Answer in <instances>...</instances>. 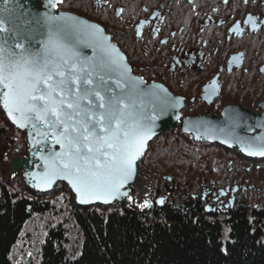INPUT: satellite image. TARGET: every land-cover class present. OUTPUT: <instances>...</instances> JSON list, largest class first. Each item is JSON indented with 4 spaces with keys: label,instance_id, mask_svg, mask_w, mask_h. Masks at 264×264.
Listing matches in <instances>:
<instances>
[{
    "label": "trees",
    "instance_id": "trees-1",
    "mask_svg": "<svg viewBox=\"0 0 264 264\" xmlns=\"http://www.w3.org/2000/svg\"><path fill=\"white\" fill-rule=\"evenodd\" d=\"M73 8L71 12L90 19ZM164 137L171 144L156 139L138 164L149 184L150 203L145 207L84 209L75 204L64 184L59 186L67 194L50 199V194L33 193L23 182L13 185L14 179H3L0 174V264H264V190L245 199L244 208L237 206L225 214L213 204L208 207L202 199L206 191L195 190L187 177L181 182L174 168L161 167L176 159L207 166L214 154H232L251 167L227 164L221 180L225 193L247 187L251 181L243 182L238 176L249 175L264 161L196 143L177 131ZM3 165L0 159V168L6 172ZM258 171L264 173V165ZM254 190L247 187L242 196ZM222 192L218 189L212 194ZM162 199L160 207L157 201Z\"/></svg>",
    "mask_w": 264,
    "mask_h": 264
},
{
    "label": "snow or ice",
    "instance_id": "snow-or-ice-1",
    "mask_svg": "<svg viewBox=\"0 0 264 264\" xmlns=\"http://www.w3.org/2000/svg\"><path fill=\"white\" fill-rule=\"evenodd\" d=\"M43 23V49L31 52L13 22L0 19V101L17 127H31L60 145V153L46 158V183L68 179L81 203L127 196L120 189L134 177L153 135L154 118L141 111L144 96L118 50L102 42L108 39L101 38L102 29L75 17L46 16ZM77 38L95 41L96 56L83 59ZM244 150L264 156V138Z\"/></svg>",
    "mask_w": 264,
    "mask_h": 264
},
{
    "label": "flooded vegetation",
    "instance_id": "flooded-vegetation-1",
    "mask_svg": "<svg viewBox=\"0 0 264 264\" xmlns=\"http://www.w3.org/2000/svg\"><path fill=\"white\" fill-rule=\"evenodd\" d=\"M105 2L113 16L109 21L101 4H95V17L101 22H94L106 31L108 24L125 33L117 37V32H110L135 75L185 100L181 121L206 113L220 117L228 106L261 113L264 0ZM135 55L144 60L140 67L134 66ZM0 112L5 119L1 107ZM214 205L223 212L222 205Z\"/></svg>",
    "mask_w": 264,
    "mask_h": 264
},
{
    "label": "water",
    "instance_id": "water-1",
    "mask_svg": "<svg viewBox=\"0 0 264 264\" xmlns=\"http://www.w3.org/2000/svg\"><path fill=\"white\" fill-rule=\"evenodd\" d=\"M35 4L46 6L49 13L48 16L75 17L77 23L83 21L85 25H96L99 29H102L101 38H108L102 42L118 50L119 54L123 57L121 63L126 64L130 68L129 75L137 82L144 96L143 107L141 109L144 117L146 119L149 117L154 119L152 120L153 135L147 140L143 155L136 161L135 175L120 189V192H126L127 196L119 195L115 199H110L108 203H104L101 199H93L89 203H81L80 197L68 179L56 177L51 183H46L48 179V169L45 166L46 158L50 151L60 153L62 151L60 145L51 136H40L31 127H17L8 116L2 101H0L1 108L7 116L9 123L26 136V142L29 146L28 157H11L7 167L11 176H16L17 174L23 175L24 184L29 190L43 194L54 190L57 184H64L72 192L75 197V203L80 208L88 209L92 206L111 207L117 205H126L131 208L142 207L149 202V188L147 180L139 173L138 164L145 157L149 146L157 138L175 130L189 136L197 143L219 146L229 151L236 150L243 158L251 161L264 160V156H249L244 150L250 142L256 141L257 138H264V103L258 106L261 110L260 114L238 106H228L223 109L220 117H212L206 113L204 115L187 117L181 121L183 110L186 107V102L183 98L176 97L162 84L155 82L148 83L142 77L135 75L128 63L126 54L118 44L112 41V36L107 34L101 25L89 21L76 13L58 10L59 3H55L53 6V4L49 3V0H0V19L11 20L13 22L18 32L17 38L23 40L24 47L31 52H39L43 49V44L39 41H43L44 39L41 37L37 38V35H35V39L28 37L32 18L24 8L31 10V7ZM9 26L11 27L12 25ZM39 33L43 34L40 31ZM4 35L0 33V40H3ZM77 40V49L83 59L91 60L96 56L97 53L94 50L95 41L87 38H77ZM12 43V40L8 41L9 46ZM11 50L17 53L20 52V49ZM212 89L216 92V89ZM161 201H157L160 207L162 206Z\"/></svg>",
    "mask_w": 264,
    "mask_h": 264
},
{
    "label": "rangeland",
    "instance_id": "rangeland-1",
    "mask_svg": "<svg viewBox=\"0 0 264 264\" xmlns=\"http://www.w3.org/2000/svg\"><path fill=\"white\" fill-rule=\"evenodd\" d=\"M105 1L108 0H102V2L95 3V1L92 0H79V3L77 4L76 1L72 0H62L59 4V9L60 10H66V11H73V7H76L75 9H80L84 13L87 14V16L90 18L92 21L96 22H101L99 19H97L96 16V9H94L95 4H101L98 5L102 13L106 14L109 21L111 17L113 16V11L110 12L108 7V3ZM74 2V3H72ZM113 4V3H112ZM72 7V9H71ZM87 11V12H86ZM99 11V10H98ZM78 14L82 15L81 12ZM92 16V17H90ZM111 29H109V25L107 24L106 27L107 32L110 34L111 31L117 32L116 36H120L119 34L125 35V33L121 30H119L117 27H113L112 25ZM111 35V34H110ZM112 36V35H111ZM113 39V38H112ZM144 60L142 61V58L135 55V61H134V66L135 67H140L143 65ZM171 136V135H170ZM169 136V137H170ZM169 137H161V141L163 144L168 145L171 144V140ZM29 155V146L26 142V136L19 132L18 130L14 129L12 126H10L6 120L4 119L3 114L0 112V159H3V167L5 168L6 172H3L0 168V174L3 179H14L13 180V185H19V182H24V178L22 174H17L16 176H11L8 170L7 165L10 162L11 157H28ZM233 156V157H231ZM166 159H164L165 161ZM233 163V165H236L238 168H249L251 166L247 165L243 160L240 158H234V155L230 154L228 156L227 154H222V153H217L214 154L213 157L208 161L207 166L204 165L203 163H191L187 161H180L178 159L173 160L169 163L162 164L161 167L166 166L167 164L169 167L174 168L176 170V178H180L181 182H184L187 177L190 182H193V186L195 190H200L201 193H204L206 191V195L203 196L202 199H204L207 202V206L210 207L211 204H218L222 205L223 208V213L228 214L229 212H232L235 210V208H244L243 202H245V199L251 200L253 196H256V194L259 192V190H264V173L261 171H258V169L264 165V164H257V168L253 169V172L249 173V175L245 176L243 174H240L238 177L244 182L248 179V181H251L250 184L246 185L247 187H255L254 191H249L245 196H242V191L247 188L243 187L240 189V187H234L232 189H227L224 191L225 193H228V196L226 198H222L221 196L223 194H212L216 190H220L221 192L223 191L222 188H224V185L221 184V180L226 176L224 173L227 170V164ZM262 162V161H261ZM167 170V169H166ZM218 170V172H217ZM257 170V171H256ZM167 174L172 175L175 174L171 171H168ZM170 177V176H168ZM164 178V177H163ZM171 179V178H170ZM225 181V180H224ZM148 182V181H147ZM201 184V185H200ZM210 184V186H209ZM226 184V183H225ZM58 184L56 188L51 191L44 193L43 195H48L50 194L49 198L50 199H61L60 197H63L64 194H67L65 192H61V188ZM60 188V189H59ZM149 188V184H148ZM223 193V192H222ZM149 194V193H148ZM241 194V195H240ZM73 195V194H72ZM74 197V195H73ZM150 197V195H149ZM75 198V197H74ZM165 200L162 199V204ZM261 201H264V198L261 199ZM233 202V203H232ZM264 204V202H262ZM261 203V204H262ZM147 204L144 205V207ZM213 208L218 209L217 206H213ZM59 206V204L57 205ZM254 206V205H252ZM262 206L260 205H255L254 209L261 208ZM250 209V208H249ZM222 212V211H220ZM222 213V214H223ZM220 214V213H219ZM224 215V214H223Z\"/></svg>",
    "mask_w": 264,
    "mask_h": 264
},
{
    "label": "bare ground",
    "instance_id": "bare-ground-1",
    "mask_svg": "<svg viewBox=\"0 0 264 264\" xmlns=\"http://www.w3.org/2000/svg\"><path fill=\"white\" fill-rule=\"evenodd\" d=\"M24 10H26V12H28L32 18L30 30L28 31V37L35 39V35H37V38L41 37L42 39L46 40L47 25L44 24V26L43 21L45 20V17L49 15L47 7L35 4L33 7H31V10H28L27 8H24ZM39 31L43 34H40Z\"/></svg>",
    "mask_w": 264,
    "mask_h": 264
}]
</instances>
